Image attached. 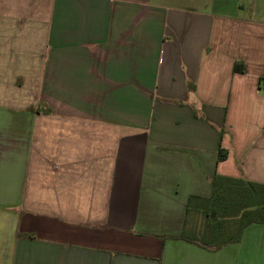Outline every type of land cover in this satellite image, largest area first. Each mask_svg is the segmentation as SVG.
<instances>
[{"label": "crops", "instance_id": "crops-1", "mask_svg": "<svg viewBox=\"0 0 264 264\" xmlns=\"http://www.w3.org/2000/svg\"><path fill=\"white\" fill-rule=\"evenodd\" d=\"M215 175L264 185V0H0V264H264L174 238Z\"/></svg>", "mask_w": 264, "mask_h": 264}, {"label": "trees", "instance_id": "trees-1", "mask_svg": "<svg viewBox=\"0 0 264 264\" xmlns=\"http://www.w3.org/2000/svg\"><path fill=\"white\" fill-rule=\"evenodd\" d=\"M221 133L223 135V131ZM228 154V150L220 145L218 162L225 161ZM212 187L211 196L189 199L190 207L205 214L206 229L201 234L195 229L184 230L174 238L187 240L209 251H217L239 242L248 227L256 224L264 226V185L215 175ZM230 220H236L235 229L231 233L225 226Z\"/></svg>", "mask_w": 264, "mask_h": 264}, {"label": "rangeland", "instance_id": "rangeland-1", "mask_svg": "<svg viewBox=\"0 0 264 264\" xmlns=\"http://www.w3.org/2000/svg\"><path fill=\"white\" fill-rule=\"evenodd\" d=\"M195 218V223L193 226H195V231L199 234L203 233V231L206 229L205 227V214L204 213H197V214H191L190 215V222H192V219ZM236 220H230L229 222H227L225 224V226L227 227V230L229 231V233H231L232 231H234V225L236 224L235 222ZM231 225V227H230ZM233 227V228H232Z\"/></svg>", "mask_w": 264, "mask_h": 264}]
</instances>
